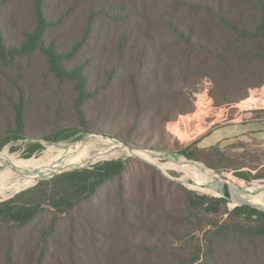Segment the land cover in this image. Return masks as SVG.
Masks as SVG:
<instances>
[{"label": "trees", "instance_id": "obj_1", "mask_svg": "<svg viewBox=\"0 0 264 264\" xmlns=\"http://www.w3.org/2000/svg\"><path fill=\"white\" fill-rule=\"evenodd\" d=\"M197 81L216 111L264 87V0H0V150L29 135L59 143L99 133L134 145L131 137L161 135L185 114ZM150 114L160 130L146 133ZM224 150L194 143L178 155L224 160ZM247 168L264 169V160ZM125 170L111 161L62 174L38 184L30 202L0 211L6 238L28 229L34 238L18 264H264V212H228L222 198L184 190L175 201L155 191L160 208L138 215L121 183L112 217L69 213ZM63 222L66 257L49 259ZM14 261L7 251L0 264Z\"/></svg>", "mask_w": 264, "mask_h": 264}, {"label": "rangeland", "instance_id": "obj_2", "mask_svg": "<svg viewBox=\"0 0 264 264\" xmlns=\"http://www.w3.org/2000/svg\"><path fill=\"white\" fill-rule=\"evenodd\" d=\"M193 62H197V59H193ZM205 82L207 86L212 87L210 82ZM196 84L200 85L198 87V93H202L204 91L203 84L200 81H197ZM115 90L120 94L124 92L122 87L115 88ZM252 91L253 90L250 92ZM207 94L209 96L208 92ZM183 106L186 111L185 114L171 119L161 129V135L152 138L148 135L133 136L131 137V142L134 145H129L120 139L99 133L85 134L83 136L75 137L72 140L59 143H48L43 140L34 139V135L7 142L0 150V179L9 177L11 180L15 179L27 164L42 159L48 152V147L66 148L69 145H76L78 142L88 143L89 140L90 143L96 144L95 148L91 149L89 152L90 154L80 155L74 158L73 161L70 160L67 164L49 171L45 175L41 176V174H36L34 176V183L29 185V187L27 186L11 194L0 195V211H3L4 208L11 209L26 201L30 202V200L34 198V194L31 192L38 184L45 182L50 183L59 175L78 170H93L95 166L104 162L124 161L126 163V170L122 177L119 178L120 180L115 179L111 181L99 191V195L97 194L96 197L89 200L88 204H79L78 207L80 208H73L69 213L79 214L81 211H87L90 213H102L108 217H112L117 210L116 194L121 187V183L126 187V196L137 202V204H131V208L138 215H142L147 210L148 214H154L160 208L158 207L159 203L152 199L155 191H157L158 195L161 194V196H166L167 198L170 197L174 199L175 197L174 200L176 201L183 196L184 190L208 198H222L226 200L224 207L228 212L243 205L264 212L263 204H258L255 201H243L231 197L220 186L208 187L204 185L196 175L185 174V172L180 170L176 165L185 163L196 165L214 176L223 175V177L231 178L236 183H240L239 186L235 185V187L242 189L251 186L254 191L264 194V169L259 168L261 171H252L247 168L248 166H251L252 161H255V159L264 160V144L246 139L233 142L225 147L224 151L228 158L224 160H217L209 155L207 157L202 156V161L196 162L178 155V152L192 145V143L197 141L198 137L206 133L205 129L209 126L206 123L210 120L212 115L216 116L218 114L214 108L216 107L214 101H212L211 108L208 109L207 114H202L200 111H197L196 100L191 98L190 100H186ZM245 106V104H241L240 108L244 109ZM225 108L222 107L221 111ZM157 126L158 125L155 123V117L150 114L149 119L143 125V129H145L146 133L151 130V127H155V131H158L160 129ZM122 128L123 127L120 125H117L116 127L117 131L120 133H123ZM126 147H131L135 150L133 151L134 155H132ZM232 154H234L233 157ZM150 160L155 163V166L151 164L152 162ZM203 161H207V165ZM52 163L53 162L46 164L45 167H50ZM87 164L88 168H77L85 167ZM243 166L247 167L241 169ZM57 171H61L62 173L51 176L53 172ZM247 173L252 175L257 174L259 177L257 179L246 181L242 178L241 174ZM171 179H177L180 180V182ZM169 182L178 186H171L169 185ZM189 182H192L193 184L189 185ZM148 202L150 203L146 206ZM46 204L47 203L45 202V205ZM46 209L53 211L49 208ZM64 217L65 214L63 215V218ZM226 217L227 215H224L222 220ZM66 226L67 224L63 222L59 227L58 235L52 240V245L54 247H52V250L50 251L49 259L54 257L65 259L67 237L62 230ZM98 227H101V224H98ZM5 228L8 227L5 226L0 219V262L2 263L5 260L7 251H10L11 257L16 260L14 262L18 264L19 260L23 259L26 255L23 250L24 247L28 246L27 249H30L34 246V238H31V236L27 234L29 229L25 232H20L24 235L18 237L17 234L19 232L12 230L10 232V238L12 240H8L10 238H6L5 231H2L5 230ZM203 238L204 236L202 233L196 235V240L198 239L202 241ZM55 245H58V247L56 248ZM261 255L262 252L259 253L260 257ZM32 257H34V252H32Z\"/></svg>", "mask_w": 264, "mask_h": 264}, {"label": "bare ground", "instance_id": "obj_3", "mask_svg": "<svg viewBox=\"0 0 264 264\" xmlns=\"http://www.w3.org/2000/svg\"><path fill=\"white\" fill-rule=\"evenodd\" d=\"M89 141L88 143L78 142V144L69 145L66 148L48 147V152L42 159L27 164V166L19 173V175H17L15 179L11 180L9 177L0 179V195L11 194L27 186L29 187V185L34 183V176L36 174H41V176L45 175L47 172L67 164L68 161H73L74 158L80 155L90 154L89 152L91 149L95 148L96 143H90ZM131 153L134 155V152ZM50 162H53L52 165L46 168V164ZM151 162L155 164L153 161ZM176 165L180 168V170L184 171L185 174L196 175V177L208 187L220 186L231 197H235L243 201H255L258 204L264 205V194L254 191L251 186L241 189L235 187V185L239 186L240 183H236L233 179L223 176H214L196 165L186 163Z\"/></svg>", "mask_w": 264, "mask_h": 264}, {"label": "crops", "instance_id": "obj_4", "mask_svg": "<svg viewBox=\"0 0 264 264\" xmlns=\"http://www.w3.org/2000/svg\"><path fill=\"white\" fill-rule=\"evenodd\" d=\"M240 105L229 106L217 111L216 116L212 115L208 121L211 127L194 142L196 147L202 150L216 146L225 149L243 139L264 144V110L245 113L240 110Z\"/></svg>", "mask_w": 264, "mask_h": 264}, {"label": "built area", "instance_id": "obj_5", "mask_svg": "<svg viewBox=\"0 0 264 264\" xmlns=\"http://www.w3.org/2000/svg\"><path fill=\"white\" fill-rule=\"evenodd\" d=\"M212 104L211 98L207 94V90L204 89L202 93H199L197 95L196 99V108L197 111H200L202 114H207L208 109H210ZM241 104H245L244 109H240L242 112L245 113H252L259 110H264V87L258 88L250 92L249 97L241 102ZM210 124V123H206ZM211 127L210 125L205 129V131L208 130V128Z\"/></svg>", "mask_w": 264, "mask_h": 264}, {"label": "water", "instance_id": "obj_6", "mask_svg": "<svg viewBox=\"0 0 264 264\" xmlns=\"http://www.w3.org/2000/svg\"><path fill=\"white\" fill-rule=\"evenodd\" d=\"M130 152H133V151H135V150H133L131 147H126ZM137 157V156H136ZM150 163V162H149ZM152 165H154L153 163H151ZM155 166V165H154ZM77 168H88V164L85 166V167H77ZM60 173H62L61 171H57V172H53L52 174H51V176H54L55 174H60ZM220 176H223V175H220ZM171 180H173V181H176V182H180V180H177V179H171ZM189 185H192L193 183L192 182H189L188 183ZM223 195H225V194H223ZM222 195V196H223ZM228 196V195H227Z\"/></svg>", "mask_w": 264, "mask_h": 264}]
</instances>
